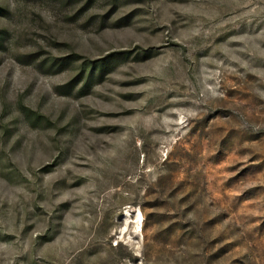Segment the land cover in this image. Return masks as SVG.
<instances>
[{"label": "rangeland", "instance_id": "obj_1", "mask_svg": "<svg viewBox=\"0 0 264 264\" xmlns=\"http://www.w3.org/2000/svg\"><path fill=\"white\" fill-rule=\"evenodd\" d=\"M0 264H264V0H0Z\"/></svg>", "mask_w": 264, "mask_h": 264}]
</instances>
